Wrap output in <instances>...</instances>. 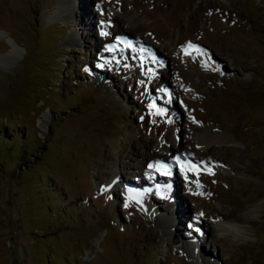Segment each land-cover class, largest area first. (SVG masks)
<instances>
[{
	"label": "rangeland",
	"instance_id": "374dc122",
	"mask_svg": "<svg viewBox=\"0 0 264 264\" xmlns=\"http://www.w3.org/2000/svg\"><path fill=\"white\" fill-rule=\"evenodd\" d=\"M0 134V264H264V0H0Z\"/></svg>",
	"mask_w": 264,
	"mask_h": 264
},
{
	"label": "bare ground",
	"instance_id": "6f19581e",
	"mask_svg": "<svg viewBox=\"0 0 264 264\" xmlns=\"http://www.w3.org/2000/svg\"><path fill=\"white\" fill-rule=\"evenodd\" d=\"M62 11H64V3L63 2H59L58 3V5L55 7V15H58V13H62ZM2 34H4V31H3V33ZM5 35H7V34H5ZM10 39V38H9ZM11 41V40H10ZM47 121H48V117L47 116H44L43 117V119L41 120V122L39 123V128H40V130L41 131H43V130H45V128H46V125H47ZM200 140V143L201 144H203V148L205 149V147H206V145H207V141H206V139H205V137H203V138H200L199 139ZM175 141V140H174ZM156 157H158V156H154L153 158H151V156H148V159H150V160H153L154 158H156ZM154 161H157V159H155ZM163 162V161H162ZM161 161H158V163H162ZM152 163H153V161H152ZM156 163V162H155ZM157 163V164H158ZM113 177V176H112ZM114 184H116V182H117V179H115L114 180ZM127 183H121L120 185H122V186H125V187H130L129 185H126ZM131 188V187H130ZM133 189V188H132ZM169 189V188H168ZM133 191H134V189H133ZM150 192V191H149ZM132 193H134L135 194V192H132ZM172 195H173V193L172 192H170ZM148 194V193H147ZM176 214H178V212L179 211H181L180 210V208H179V204L176 206ZM102 239V236H99V237H97L96 239H95V243L96 244H98L99 242H100V240Z\"/></svg>",
	"mask_w": 264,
	"mask_h": 264
},
{
	"label": "snow or ice",
	"instance_id": "6c2138e0",
	"mask_svg": "<svg viewBox=\"0 0 264 264\" xmlns=\"http://www.w3.org/2000/svg\"><path fill=\"white\" fill-rule=\"evenodd\" d=\"M102 34L106 35L107 33H102ZM188 47H189V48H192V47H194V46L191 45V43H189ZM185 54H187V53H185ZM85 71H88V69L85 68ZM150 107H155V105H154V104H153V105H150ZM159 111H160V110H158V114H159ZM177 159H179V158L177 157ZM149 167H152V165H149ZM127 206H128V205L125 204V207H127Z\"/></svg>",
	"mask_w": 264,
	"mask_h": 264
},
{
	"label": "trees",
	"instance_id": "16d2710c",
	"mask_svg": "<svg viewBox=\"0 0 264 264\" xmlns=\"http://www.w3.org/2000/svg\"><path fill=\"white\" fill-rule=\"evenodd\" d=\"M1 134L3 135V133H2V132H1ZM1 134H0V135H1ZM2 135H1V136H2ZM3 139H4V137H3ZM6 140H7V139L5 138V139H4V141H6Z\"/></svg>",
	"mask_w": 264,
	"mask_h": 264
}]
</instances>
